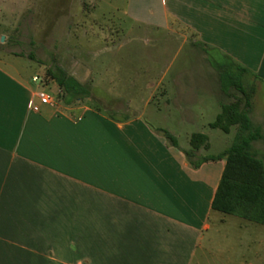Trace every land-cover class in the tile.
<instances>
[{
	"label": "crops",
	"instance_id": "obj_1",
	"mask_svg": "<svg viewBox=\"0 0 264 264\" xmlns=\"http://www.w3.org/2000/svg\"><path fill=\"white\" fill-rule=\"evenodd\" d=\"M126 13L158 29L183 27L206 58L214 52L244 68L251 128L264 137L256 99L264 89V0H129ZM217 70L201 64L202 80L176 75L155 86L168 89L156 114L177 116L182 146L178 133L139 110L115 116L73 102L39 104L34 74L29 81L0 65V264H218L232 260L223 251L236 248L242 230L243 257L257 264L251 244L264 225L211 208L225 159L193 167L184 153L193 133L208 142L194 160L230 146L208 152L212 138L232 130L209 126L228 103L221 82L205 76ZM229 221L236 238L225 234Z\"/></svg>",
	"mask_w": 264,
	"mask_h": 264
},
{
	"label": "rangeland",
	"instance_id": "obj_2",
	"mask_svg": "<svg viewBox=\"0 0 264 264\" xmlns=\"http://www.w3.org/2000/svg\"><path fill=\"white\" fill-rule=\"evenodd\" d=\"M128 2L0 0V65L29 81L32 74L38 76L36 83L39 85L34 84V87L51 95L53 106L64 103L65 96L47 72H56L60 68L89 92L80 100H72L73 104L89 106L103 113L110 111L115 116L131 115L139 110L153 126L160 123L178 133L179 143L186 146L184 127L177 122V116L170 119L163 113L156 114V107H161L158 97H162L164 92L167 94L168 89H156L155 86L176 75L202 80L204 74L198 72L201 64L215 65L227 60L209 51L206 58L202 47H190L194 36L183 27L170 24V28L158 29L131 20L126 13ZM228 65L229 81L232 78L234 85L241 83L248 90L249 75H238L234 66ZM205 76H214L210 79L220 83L218 70ZM221 90L228 97L224 100L228 103L240 96L233 85L226 91ZM256 99L264 107V89L258 90ZM230 128L232 130L228 134L220 131L221 141L211 139L209 153H216L231 144L237 127L233 125ZM252 132L257 136L250 142V149L264 163V137L256 129ZM195 153L190 159L198 156ZM229 222L223 226L225 234L231 237L229 239L232 236L236 238V228ZM212 224L216 227L213 220ZM246 235L247 232L242 230L236 248L232 246L230 250L225 247V257L231 254L232 260L218 264H239V256L242 264L254 259L252 256L243 257L244 245L240 241L245 242ZM256 237L257 242L251 247L260 254L257 264H264V242L260 241L264 240V231H257Z\"/></svg>",
	"mask_w": 264,
	"mask_h": 264
},
{
	"label": "trees",
	"instance_id": "obj_3",
	"mask_svg": "<svg viewBox=\"0 0 264 264\" xmlns=\"http://www.w3.org/2000/svg\"><path fill=\"white\" fill-rule=\"evenodd\" d=\"M228 64L234 66L233 69L238 72V75L245 70L235 66L229 60L226 63L215 64L220 71L221 87L226 91L233 85L239 91L240 96L231 103L222 104L220 111L215 119L209 123V126L227 133L230 126L235 125L237 129L232 142L220 154L191 160L190 157L194 156L199 148H207L208 146L206 135L193 133L189 138L191 149L184 153L190 159L193 167H198L201 162L206 160L224 158V168L211 201V208L223 214L235 215L264 225V163L250 149V142L257 136L255 132H252L248 116L251 92L246 90L241 83L234 85L232 78L229 81ZM47 73L61 89L63 96H65V103L89 95L85 87L64 70L57 68L56 72L48 70ZM161 131L171 145L177 146V140L173 135L167 130L162 129Z\"/></svg>",
	"mask_w": 264,
	"mask_h": 264
},
{
	"label": "built area",
	"instance_id": "obj_4",
	"mask_svg": "<svg viewBox=\"0 0 264 264\" xmlns=\"http://www.w3.org/2000/svg\"><path fill=\"white\" fill-rule=\"evenodd\" d=\"M32 81L33 82H38L39 81V78L38 76L34 75L32 77ZM35 96L37 97L38 99V102L39 104H42V105H49V106H53L54 105V100L53 98L51 97V95H49L46 91L44 90H37L35 92ZM32 109L34 111H36L38 109V107L36 105H34L32 107Z\"/></svg>",
	"mask_w": 264,
	"mask_h": 264
}]
</instances>
